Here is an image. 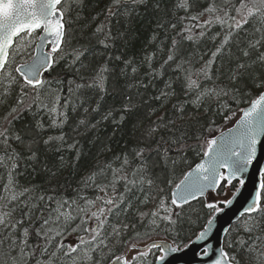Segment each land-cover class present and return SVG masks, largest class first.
Instances as JSON below:
<instances>
[{"label":"trees","instance_id":"trees-1","mask_svg":"<svg viewBox=\"0 0 264 264\" xmlns=\"http://www.w3.org/2000/svg\"><path fill=\"white\" fill-rule=\"evenodd\" d=\"M59 8L42 83L15 72L38 33L15 40L0 75V264H107L156 238L181 248L237 187L223 181L209 205L171 202L208 137L264 90V0ZM222 246L233 264H264V175L258 210Z\"/></svg>","mask_w":264,"mask_h":264},{"label":"water","instance_id":"water-1","mask_svg":"<svg viewBox=\"0 0 264 264\" xmlns=\"http://www.w3.org/2000/svg\"><path fill=\"white\" fill-rule=\"evenodd\" d=\"M62 1L0 0V74L14 40L23 33L39 32L32 57L18 63L15 72L25 85L35 88L41 84L63 40V15L59 9ZM263 175L264 91L208 137L200 160L171 190L175 207L197 199L209 205L223 181L237 183L195 237L181 248L158 238L130 245L107 264H128L136 253L148 249H158L153 264H233L223 250V239L232 224L258 210Z\"/></svg>","mask_w":264,"mask_h":264},{"label":"rangeland","instance_id":"rangeland-1","mask_svg":"<svg viewBox=\"0 0 264 264\" xmlns=\"http://www.w3.org/2000/svg\"><path fill=\"white\" fill-rule=\"evenodd\" d=\"M74 248H75V247H73V246H70V247H69V250H73Z\"/></svg>","mask_w":264,"mask_h":264},{"label":"bare ground","instance_id":"bare-ground-1","mask_svg":"<svg viewBox=\"0 0 264 264\" xmlns=\"http://www.w3.org/2000/svg\"><path fill=\"white\" fill-rule=\"evenodd\" d=\"M23 82V81H22Z\"/></svg>","mask_w":264,"mask_h":264}]
</instances>
